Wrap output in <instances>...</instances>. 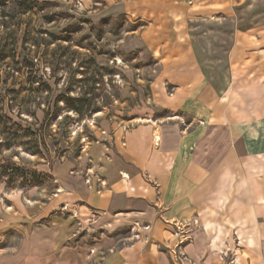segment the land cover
Wrapping results in <instances>:
<instances>
[{
	"label": "rangeland",
	"instance_id": "1",
	"mask_svg": "<svg viewBox=\"0 0 264 264\" xmlns=\"http://www.w3.org/2000/svg\"><path fill=\"white\" fill-rule=\"evenodd\" d=\"M187 48L227 110L262 114L264 0H0L1 253L27 246L29 233L46 226L50 257L63 252L57 264H77L81 252L80 264H91L90 247L111 230L86 233L83 202L70 192L77 180L111 171L125 132L175 118L159 99L176 85L156 82L162 63L187 60ZM259 131L261 146L263 121ZM247 145L252 151L250 139ZM255 156L239 173L249 178L244 188L259 192L264 221V157ZM243 199L247 216L253 200ZM200 227L198 219L170 237L193 239ZM258 234L239 230L238 242L215 241L211 259L185 264H227L235 251L243 264L242 248Z\"/></svg>",
	"mask_w": 264,
	"mask_h": 264
},
{
	"label": "crops",
	"instance_id": "2",
	"mask_svg": "<svg viewBox=\"0 0 264 264\" xmlns=\"http://www.w3.org/2000/svg\"><path fill=\"white\" fill-rule=\"evenodd\" d=\"M181 54L188 59L178 60L180 56L162 63L164 71L156 82L176 85L172 96L159 99L175 118L153 120L125 132L121 147L116 146L119 158H111V171L98 173V177L89 175L91 181L78 184L77 180V188L68 198L83 202L81 216L96 214V227L111 230L97 244L105 253L101 264H174L175 250L192 260L211 259L215 241L217 246H229L239 241V230L254 228L259 230L256 243L242 248L240 260L264 264V221H259L258 211L262 201H255L259 192L244 188L243 182L249 178L239 173L245 164L252 165L256 154L264 157V142L261 146L255 143L260 141L262 121L264 126V109L256 116L227 110L196 56L189 48ZM248 123L251 126L244 128ZM157 131L159 141L155 140ZM244 196L253 200L247 201V216ZM195 219L202 227L193 229V241L181 242L177 237L175 242L173 235L182 234L177 229ZM133 226L140 233L137 239L132 236ZM49 236L46 226L34 229L27 236V246L0 252V264L59 263L63 252L53 261ZM165 244H172L173 249ZM81 254L77 264L83 262Z\"/></svg>",
	"mask_w": 264,
	"mask_h": 264
},
{
	"label": "built area",
	"instance_id": "3",
	"mask_svg": "<svg viewBox=\"0 0 264 264\" xmlns=\"http://www.w3.org/2000/svg\"><path fill=\"white\" fill-rule=\"evenodd\" d=\"M65 205H68V204H65ZM73 216H75L77 218L78 224L81 226V228H84V226H82L83 224H82L81 220L78 219V216H79L78 213L77 212H73ZM84 217H86L85 218V221L88 223L87 224L88 226H87L86 233H89L90 230H92L91 234H93V236H98L101 233H107V228L106 227H100L98 229L99 230V233L96 234L95 227H96V224H97V221H98V218H97L96 214L90 213L89 215H86ZM196 221H198V219H195L193 222H196ZM144 227L145 228H149V225H146ZM131 231L133 232V235L132 236L134 237V239L135 238L137 239V238L140 237V233L138 232V229H136L135 226H133L131 228ZM183 237H187V238H185L183 240L180 239L181 242H184L186 240L193 241V239H192V237L190 235H183ZM90 253L93 256V259H91V264H101V261L104 259L105 253L104 252H101V250H99V248L96 245V243H95L94 247L93 246L90 247ZM173 253H174V255H173V261H174L175 264H185V260H188L189 259V257L185 253H182L181 251H180V254L177 253L176 250ZM238 257L239 256H238L237 252L235 251L234 252L233 259L231 258L229 261H227V264H236L234 261L238 260ZM224 258H225V256H224ZM189 261H192V260H189Z\"/></svg>",
	"mask_w": 264,
	"mask_h": 264
},
{
	"label": "bare ground",
	"instance_id": "4",
	"mask_svg": "<svg viewBox=\"0 0 264 264\" xmlns=\"http://www.w3.org/2000/svg\"><path fill=\"white\" fill-rule=\"evenodd\" d=\"M139 120H142V119H139ZM155 140H156V141H159V140H160V134H159L158 131H157L156 134H155ZM156 141H155V142H156ZM206 222H207V221H206Z\"/></svg>",
	"mask_w": 264,
	"mask_h": 264
},
{
	"label": "trees",
	"instance_id": "5",
	"mask_svg": "<svg viewBox=\"0 0 264 264\" xmlns=\"http://www.w3.org/2000/svg\"><path fill=\"white\" fill-rule=\"evenodd\" d=\"M36 146H38V144Z\"/></svg>",
	"mask_w": 264,
	"mask_h": 264
}]
</instances>
